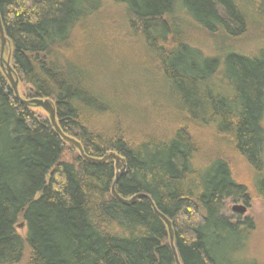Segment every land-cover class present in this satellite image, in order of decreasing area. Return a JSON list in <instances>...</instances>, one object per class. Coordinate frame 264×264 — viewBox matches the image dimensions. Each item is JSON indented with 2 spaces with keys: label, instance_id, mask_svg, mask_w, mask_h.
<instances>
[{
  "label": "trees",
  "instance_id": "16d2710c",
  "mask_svg": "<svg viewBox=\"0 0 264 264\" xmlns=\"http://www.w3.org/2000/svg\"><path fill=\"white\" fill-rule=\"evenodd\" d=\"M108 6L123 41L103 22ZM0 15L21 95L53 101L62 131L88 156L126 159L117 193L151 197L172 222L182 264H258L239 257L251 223L222 214L227 199L248 203L247 189L223 158L198 165L195 131L213 127L216 149L233 146L264 198V42L255 55L209 56L188 29L237 38L264 22V0H0ZM129 41L146 73L157 67L171 109L151 97L143 106L119 77L112 51ZM151 120L169 127L134 128ZM115 177L113 161L86 162L43 109L23 106L0 67V264H21L26 245V264H176L167 225L146 198L119 202Z\"/></svg>",
  "mask_w": 264,
  "mask_h": 264
},
{
  "label": "rangeland",
  "instance_id": "374dc122",
  "mask_svg": "<svg viewBox=\"0 0 264 264\" xmlns=\"http://www.w3.org/2000/svg\"><path fill=\"white\" fill-rule=\"evenodd\" d=\"M118 15L119 14L116 9L108 6L102 19L108 29L111 28L118 31L116 37H119L121 41H123L122 38L124 37H122L123 34H120V29L117 23L113 18L109 17L112 16L118 18ZM97 32L99 33V30H97ZM106 33L108 34V31ZM109 35L111 34L109 33ZM188 36L194 46H197L209 56L223 55L225 52L230 50L251 56L257 54L263 47L264 22L260 20H252L248 25L246 33L237 38L212 37L194 26H190L188 29ZM131 43L133 42H119L113 48L112 52H114L116 56L115 61H118V63L122 65L120 71L122 75L119 77H121L122 81L131 82L133 86L137 88L136 90L138 96H140V102L143 106L147 105L145 102L147 101V98L151 97L155 98L160 103L164 102L162 103L165 104L162 105L164 108L169 107V109H171L172 106L167 102L166 95L161 94L162 90L161 87H159L161 74L158 72L157 67L150 65V68L148 67L150 72L148 71L146 73L143 68L147 66L142 65V62H146L142 61L140 49L137 45H130ZM148 68L146 69L148 70ZM104 73L107 75L106 71H104ZM161 95L164 97L163 99L160 97ZM167 124V122L165 123L162 121L156 125L155 122L151 120L147 123L145 122V124H134V128L145 127V125H148L150 129L165 132V130L169 127ZM262 126L264 128V115L262 118ZM214 132L215 129L210 126L196 128L195 139L199 146L197 163L200 166H204L214 158H223L228 162L234 180L238 184L246 187L249 198L248 203H246L243 199H239L238 201L227 199L223 203L222 214L233 224L251 223L252 229L250 231V237L246 242L245 248L240 252L239 257L240 259L255 260L258 264H264V198L259 196L257 191V180L259 176L238 155L235 149H233V146L228 145L224 148L216 149L215 146L212 145L214 141L213 137H215ZM224 139L225 138L222 137V141H224ZM74 156L75 154L71 152H67L65 154V158L70 161L74 160ZM235 205L245 206L247 208V212L243 215L233 212V206ZM17 229L18 232L25 237L26 227L24 223L20 222ZM30 258L31 253L26 245L24 258L21 264L28 263Z\"/></svg>",
  "mask_w": 264,
  "mask_h": 264
},
{
  "label": "water",
  "instance_id": "95a60500",
  "mask_svg": "<svg viewBox=\"0 0 264 264\" xmlns=\"http://www.w3.org/2000/svg\"><path fill=\"white\" fill-rule=\"evenodd\" d=\"M0 44H1L0 67L3 71V73L5 74L7 80L9 81L11 88L15 94L16 99L25 107H35V108L43 109L47 113L48 118L50 120V123H51L52 127L54 128V130L61 136L63 141H65L66 143H68V144L72 145L74 148H76V150L79 152L81 158L83 160H85L86 162H88L90 164H94V165H101V164H105L109 161H113L114 165H115L116 177H115V181L112 185V195L119 202H121L125 205H132L135 203V201L137 199L146 198L150 202V204H151L154 212L156 213V215L158 217H160V219H162L163 222L167 225L169 236H170V245H171V248H172V251L174 254L175 262H176V264H182L181 260L179 258L176 246H175V237H174V230H173L172 222L165 215H163L161 212H159V210L156 208L151 197L149 195L141 194V195L135 196L132 199H124L117 193L116 184H117L118 180L121 177H123L128 171L126 159L123 158L121 155H119L116 152H109L103 158H100V159L88 156L85 153L83 146L81 145V143L79 141H77L73 137L66 135L62 131V129H61V127L57 121L56 108H55L53 101H51L50 99H42V98L25 99L21 95V93L19 91V79L17 77H15L13 68L11 66V55H9V57L7 59L5 58V53L9 47V42H8V39H7L6 34H5L1 15H0ZM233 212L243 215L247 212V208L243 205H235V206H233Z\"/></svg>",
  "mask_w": 264,
  "mask_h": 264
},
{
  "label": "bare ground",
  "instance_id": "6f19581e",
  "mask_svg": "<svg viewBox=\"0 0 264 264\" xmlns=\"http://www.w3.org/2000/svg\"><path fill=\"white\" fill-rule=\"evenodd\" d=\"M160 218V217H159Z\"/></svg>",
  "mask_w": 264,
  "mask_h": 264
}]
</instances>
